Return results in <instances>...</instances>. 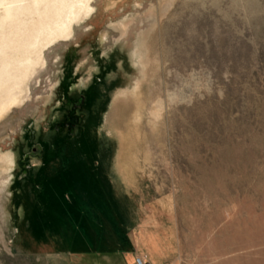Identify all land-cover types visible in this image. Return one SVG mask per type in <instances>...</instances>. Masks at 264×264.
<instances>
[{"label":"rangeland","instance_id":"1","mask_svg":"<svg viewBox=\"0 0 264 264\" xmlns=\"http://www.w3.org/2000/svg\"><path fill=\"white\" fill-rule=\"evenodd\" d=\"M89 7L0 116V264L121 213L170 231L167 264H264V0Z\"/></svg>","mask_w":264,"mask_h":264},{"label":"bare ground","instance_id":"2","mask_svg":"<svg viewBox=\"0 0 264 264\" xmlns=\"http://www.w3.org/2000/svg\"><path fill=\"white\" fill-rule=\"evenodd\" d=\"M90 1L0 0V116L21 101L43 52L71 36L72 25L89 14Z\"/></svg>","mask_w":264,"mask_h":264},{"label":"crops","instance_id":"3","mask_svg":"<svg viewBox=\"0 0 264 264\" xmlns=\"http://www.w3.org/2000/svg\"><path fill=\"white\" fill-rule=\"evenodd\" d=\"M41 216L44 222L45 216ZM120 216V222L101 226V235L95 240L81 238L77 229L55 223L51 217L40 225V239L39 230L32 227L30 233L36 246L50 256L51 264H131L135 256L146 258L150 264L171 260L174 246L169 230L150 225L138 213Z\"/></svg>","mask_w":264,"mask_h":264},{"label":"built area","instance_id":"4","mask_svg":"<svg viewBox=\"0 0 264 264\" xmlns=\"http://www.w3.org/2000/svg\"><path fill=\"white\" fill-rule=\"evenodd\" d=\"M131 264H150V262L142 256H135Z\"/></svg>","mask_w":264,"mask_h":264}]
</instances>
